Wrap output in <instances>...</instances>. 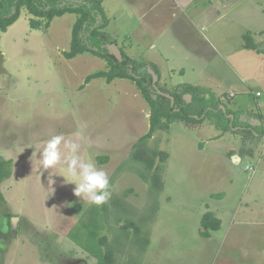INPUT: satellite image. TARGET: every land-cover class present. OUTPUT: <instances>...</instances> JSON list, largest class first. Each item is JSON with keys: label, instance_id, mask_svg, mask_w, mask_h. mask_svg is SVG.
<instances>
[{"label": "rangeland", "instance_id": "rangeland-1", "mask_svg": "<svg viewBox=\"0 0 264 264\" xmlns=\"http://www.w3.org/2000/svg\"><path fill=\"white\" fill-rule=\"evenodd\" d=\"M120 1H103L106 14L128 19L121 29L108 31L120 49L175 66L173 88L196 80V73L186 72L184 57L187 43H202L196 26L182 20L183 35L177 34L162 11L148 10L150 0ZM224 3L222 10L239 22L227 30L234 43H247L248 33L254 42L252 32L241 28L264 26V0ZM124 5L131 16H120L117 6ZM32 17L23 7L0 39L6 71L0 72V156L12 160V175L1 184L0 264H93L96 258L71 234L81 221L93 222L95 213L107 224L98 235H107L115 264H264V158L257 162L264 135L252 146L255 156L233 165L227 152L231 145L240 150L246 145L240 133L224 132L208 117L195 123L175 118L169 130H158L142 147L146 154L151 149L167 153L165 161L157 155L152 171H146L133 157L136 142L150 127V106L136 83L102 77L86 83L87 75L108 65L91 52L64 56L76 13L54 17L47 29L31 27ZM54 135L79 143L80 158L108 174L107 203L96 206L76 197L75 185L63 177V163L39 168L36 152ZM60 149L67 153L63 144ZM158 165L160 173H154ZM142 174H161L162 188ZM207 212L221 220L210 237L200 232ZM127 222L133 223L123 229Z\"/></svg>", "mask_w": 264, "mask_h": 264}, {"label": "trees", "instance_id": "trees-1", "mask_svg": "<svg viewBox=\"0 0 264 264\" xmlns=\"http://www.w3.org/2000/svg\"><path fill=\"white\" fill-rule=\"evenodd\" d=\"M23 7L33 15L30 25L33 28H45L50 26L56 16L67 12L76 13L77 19L72 29L70 49L64 51L68 59L84 52H91L107 61L108 69L93 72L85 78L86 83L94 78H105L111 82L115 78H129L133 80L140 89L141 94L150 106V127L146 134L141 136L135 144L136 149L133 157L142 161L146 171H152L157 155L165 161L167 153L157 149L147 151L142 147L154 136L158 130H169L172 119L185 120L187 122H200L208 117L222 131H233L240 133L244 138H255L264 135V116L248 109L234 110L219 99L210 89L191 84H179L171 89L160 84L161 70L159 66L151 61L132 57L122 51L124 59L128 63L121 62L115 55L107 52V44L117 43V38L105 31L109 24V17L103 7V0H0V39L1 32L7 31L21 14ZM251 35H245L249 42ZM1 53V50H0ZM130 66L133 73L130 72ZM152 67L158 76V82L153 85L147 69ZM186 94H191V101L185 99ZM173 104V108H171ZM226 106V110L221 105ZM230 115H234L233 118ZM146 155V156H145ZM160 165L156 166L154 173H160ZM12 160H6L0 156V199H4L1 184L12 175ZM145 180H151V184L158 189L162 188L161 174L141 175ZM162 178V177H161ZM131 189L125 191L126 198ZM108 211V208H104ZM100 212V211H99ZM99 213L93 215V222L81 221L78 228L71 234L79 246L89 251V256L96 258L93 264H115L114 250L109 247L107 235H98V229L105 226L104 219H99ZM133 222H127L123 229ZM201 231L204 236H209L210 230H217L221 226V220L212 212H207L202 217ZM139 228L136 226V231ZM81 234V237L78 236ZM86 235V236H85ZM85 236V237H84ZM148 244V241H145ZM106 245V249L102 246ZM103 249V250H102ZM104 251V252H103Z\"/></svg>", "mask_w": 264, "mask_h": 264}, {"label": "crops", "instance_id": "crops-1", "mask_svg": "<svg viewBox=\"0 0 264 264\" xmlns=\"http://www.w3.org/2000/svg\"><path fill=\"white\" fill-rule=\"evenodd\" d=\"M111 2L121 3L120 0H111ZM225 4L224 0H150L148 10L162 11L164 17L171 21L174 32L177 34L183 35V31H181L183 22L196 26L195 28L201 34L202 43L197 42L195 45L187 43L184 52L186 72L189 69L197 75L196 80L186 81L187 84L210 89L228 108L248 109L264 116V26L254 28L248 24L243 25L241 29L252 32L254 42L251 46L248 42L235 44L232 35L228 34L227 30L232 26L239 25V22L233 15L222 10ZM134 5L137 3H132L130 6L135 7ZM117 7L121 17L132 15V10L127 6ZM145 15L146 13L142 17L144 18ZM108 17L109 24L105 30L107 32L121 29L124 26V21H128V19L119 20L109 15ZM260 18L257 20L259 25L262 22ZM198 22L203 25L202 31L199 29ZM128 42L124 41L123 45L128 46ZM225 43L229 45L226 46ZM133 47L134 44H131L129 49L133 50ZM173 48L177 47L173 46ZM164 58L171 61L172 56L166 54ZM144 59L156 63L162 73V84L173 88L174 85H172L170 77L177 73L176 67L172 65L170 68H166L162 62H158L156 56ZM257 139L256 137L245 138L246 145L241 150L235 145L228 148L227 154L239 157V159L231 157L233 165L242 163L244 158H249L251 154L252 157L255 156L254 152L252 153V146ZM263 158L264 152L259 156L257 162H261ZM201 231H205V228H200ZM205 237H210V234Z\"/></svg>", "mask_w": 264, "mask_h": 264}, {"label": "clouds", "instance_id": "clouds-1", "mask_svg": "<svg viewBox=\"0 0 264 264\" xmlns=\"http://www.w3.org/2000/svg\"><path fill=\"white\" fill-rule=\"evenodd\" d=\"M61 144L67 149L66 154L61 152ZM79 149V143L65 139L63 135H54L36 152V159L37 153L40 154V158L37 159L38 166L47 170L63 163L66 165L63 177L75 185L74 195L90 204L101 206L111 198L108 174L91 160H82Z\"/></svg>", "mask_w": 264, "mask_h": 264}, {"label": "water", "instance_id": "water-1", "mask_svg": "<svg viewBox=\"0 0 264 264\" xmlns=\"http://www.w3.org/2000/svg\"><path fill=\"white\" fill-rule=\"evenodd\" d=\"M106 47H107V52L109 54L115 55L123 63H128L126 61V59H124L122 51H121V49H120V47L118 46L117 43L107 44ZM3 60H4V55L2 53H0V72H6L3 69V66H2ZM147 71H148V73L151 76L153 85H156V83L158 82V76L156 74V71L152 67H149L147 69ZM130 72L133 73V68L131 66H130ZM191 98H192L191 94H186L185 95V99L188 102L191 100ZM171 108H173V104H172ZM221 108L226 110L224 105H221ZM230 116L233 118V115H230ZM234 157H237V156L232 155V159H234ZM236 159H239V157H237Z\"/></svg>", "mask_w": 264, "mask_h": 264}]
</instances>
